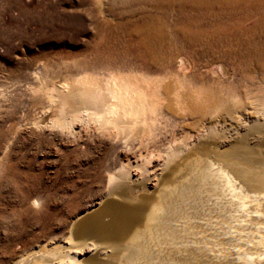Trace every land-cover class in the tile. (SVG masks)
Wrapping results in <instances>:
<instances>
[{
    "label": "bare ground",
    "instance_id": "1",
    "mask_svg": "<svg viewBox=\"0 0 264 264\" xmlns=\"http://www.w3.org/2000/svg\"><path fill=\"white\" fill-rule=\"evenodd\" d=\"M155 1L150 8L159 15H147L149 19L126 32L130 39L124 44L126 53L95 56V67L110 70L113 81L108 86L93 89L86 75L52 87L54 97H47V107L57 104L56 110L68 113L69 123L90 117L111 124L115 136H123L125 151L137 150L133 160L126 157L115 170L113 165L104 168L105 196L110 199L73 222L72 230L82 245L68 244L75 248L65 255L66 263L264 264V221L249 222L247 201L228 184L229 170L249 181L254 153L247 151L248 160L245 154L224 151L220 158L226 167L197 155L200 149H220L226 138L235 139L239 146L236 142L246 139L244 130L249 128L264 137V0ZM172 14L179 15L169 24L164 18ZM175 40L192 45L198 57L190 58ZM154 114L157 124L150 122ZM161 117L172 122L171 130L176 127L181 133L172 134L164 148L159 142L142 153L139 148L145 138L152 144L160 140L161 134L148 138L151 128L162 126ZM124 128L132 133L123 135ZM134 138L137 144L130 146ZM235 144L230 149H236ZM162 154L163 162L155 163L163 172L160 176L154 171L156 165L149 166ZM150 172L154 179L160 176L152 190L132 188L131 182ZM126 187L134 193L133 201L111 198L125 194L119 192ZM253 208L257 211L259 206ZM241 231L256 237L257 263L247 251L239 250ZM92 248L82 262L77 258Z\"/></svg>",
    "mask_w": 264,
    "mask_h": 264
},
{
    "label": "rangeland",
    "instance_id": "2",
    "mask_svg": "<svg viewBox=\"0 0 264 264\" xmlns=\"http://www.w3.org/2000/svg\"><path fill=\"white\" fill-rule=\"evenodd\" d=\"M127 2L0 0V264H59V260L68 264L65 255H71V249L82 245L72 230L73 222L87 217L101 202L110 199L105 196L108 187L104 168L113 165L115 170L126 157L133 160V154H137L134 147L132 152L125 151L123 136H115L116 128L111 124L104 125L90 117L69 123L68 113L56 110L57 104L51 108L46 105L47 97L53 96L51 88L65 82H75L87 75L93 89H102L113 81L110 70L94 66L95 56L123 55L124 44L130 40L126 32L147 20V15H159L156 9L150 8L156 4L155 0ZM160 2L165 4L164 0ZM178 15L166 16L164 20L172 24L176 20L173 16ZM174 42L178 48L183 46L181 49L185 48L190 58L198 57L189 43ZM154 116L151 115V124H157L153 122L157 117ZM52 118L68 122L59 124L52 122ZM166 119L159 118L163 127L150 129L152 135L148 139L161 134L160 140L152 144L145 138V145L139 148L142 153L155 149L159 142L162 143L159 147L164 148L172 134L181 133L176 127L171 130L172 122ZM244 131H247L246 139L241 144L237 141L239 146L235 139L226 138L220 149H200L197 155L213 160L215 166H225L223 157L220 158L224 151L245 154L248 160L251 155L247 151L254 153L249 181L229 173L228 169V184L239 189L247 201L252 216L249 222H263L264 137L254 128ZM127 133L131 134L132 130L124 128L123 135ZM129 144L136 146L137 139L130 140ZM230 144L237 148L230 149ZM156 162L159 165L163 162V154L149 167ZM158 164L154 171L160 175L163 172ZM148 175L131 182L132 188L145 186L147 192L152 190L162 174L157 175V180L152 172ZM129 189L126 187L118 191L125 194L111 198L133 201L134 193L127 192ZM251 204L258 205L259 209L254 210ZM244 232L238 236L239 250L247 251L257 263L260 248L256 237L250 231ZM243 238L245 241L240 240ZM69 243L75 247L69 248ZM45 249L49 250L46 254ZM93 250L78 253L77 258L82 262Z\"/></svg>",
    "mask_w": 264,
    "mask_h": 264
}]
</instances>
